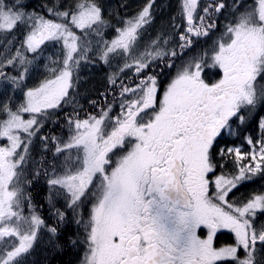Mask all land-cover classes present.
<instances>
[{"label":"snow or ice","instance_id":"snow-or-ice-1","mask_svg":"<svg viewBox=\"0 0 264 264\" xmlns=\"http://www.w3.org/2000/svg\"><path fill=\"white\" fill-rule=\"evenodd\" d=\"M129 7L0 0V264H264V0Z\"/></svg>","mask_w":264,"mask_h":264},{"label":"rangeland","instance_id":"rangeland-1","mask_svg":"<svg viewBox=\"0 0 264 264\" xmlns=\"http://www.w3.org/2000/svg\"><path fill=\"white\" fill-rule=\"evenodd\" d=\"M120 2V0H106V3H109L111 4L112 6H116L118 3ZM143 0H128V3L130 5L129 7V12H131L138 4L142 3ZM157 2L159 3L160 0H157ZM174 3H176V0H173ZM95 76V78L97 77V75L99 77L96 78V81H98L99 79L98 78H101L102 79V76H103V72L100 71V73H98V71L94 72L93 74ZM100 79V80H101ZM45 249L44 248H40L38 249V254L36 255V259L39 261V260H43L45 258ZM57 251L55 252H52V253H48V259L53 255L55 254Z\"/></svg>","mask_w":264,"mask_h":264},{"label":"trees","instance_id":"trees-1","mask_svg":"<svg viewBox=\"0 0 264 264\" xmlns=\"http://www.w3.org/2000/svg\"><path fill=\"white\" fill-rule=\"evenodd\" d=\"M32 2L38 3L39 0H32ZM98 73H100V71H98ZM97 77L99 76L97 75ZM98 79H99L98 81H102L101 78ZM48 260H49V264H65V262L67 261H72V264H75V253L72 252L70 249L58 250Z\"/></svg>","mask_w":264,"mask_h":264},{"label":"flooded vegetation","instance_id":"flooded-vegetation-1","mask_svg":"<svg viewBox=\"0 0 264 264\" xmlns=\"http://www.w3.org/2000/svg\"><path fill=\"white\" fill-rule=\"evenodd\" d=\"M172 3L173 0H172ZM256 185H248L247 188L250 189L252 187H255ZM247 189L242 188L241 192H246ZM233 239V236L229 230H221L216 237V243L217 245L222 244V243H228L231 242Z\"/></svg>","mask_w":264,"mask_h":264}]
</instances>
